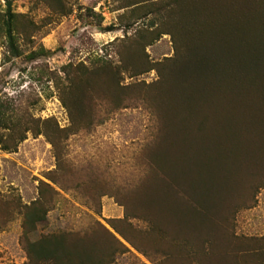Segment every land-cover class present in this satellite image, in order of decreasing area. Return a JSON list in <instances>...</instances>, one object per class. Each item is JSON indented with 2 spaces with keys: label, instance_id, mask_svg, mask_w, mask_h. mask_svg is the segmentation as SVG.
Instances as JSON below:
<instances>
[{
  "label": "rangeland",
  "instance_id": "obj_1",
  "mask_svg": "<svg viewBox=\"0 0 264 264\" xmlns=\"http://www.w3.org/2000/svg\"><path fill=\"white\" fill-rule=\"evenodd\" d=\"M163 1L0 0V19L15 14L18 51L0 27V264L254 263L264 238L263 0H204L225 20L211 45L226 65L167 104L165 124L153 97L170 102L161 74L188 52L175 31L161 33L177 19ZM122 50L129 68L145 55L151 69L125 68ZM104 59L119 65L116 77L83 74ZM160 154L193 168L225 209L208 224L185 227L167 212L150 222L135 205L150 203ZM43 199L46 218L26 230L27 207ZM52 236L69 253L58 263L27 244ZM93 247L96 261L73 260Z\"/></svg>",
  "mask_w": 264,
  "mask_h": 264
},
{
  "label": "trees",
  "instance_id": "obj_2",
  "mask_svg": "<svg viewBox=\"0 0 264 264\" xmlns=\"http://www.w3.org/2000/svg\"><path fill=\"white\" fill-rule=\"evenodd\" d=\"M167 6V14L171 15L172 13L176 14V25L173 29L167 27L171 30L161 31L167 32L170 31L174 34V31L178 35L177 42L179 45L184 46L187 55L182 53L178 56L171 59V69L167 76L162 72L161 77L163 82L170 81L172 87H166L165 92L171 96L169 101H163V97H158L155 95L153 97L155 108L160 110L161 115H163V123H166L167 116L164 114L163 110L167 104H172L173 102L180 101L183 94L195 86V83H202L212 77L219 76L221 73L222 67L226 64L219 59L217 55L213 52L214 47L212 48L211 41L216 36L215 27L222 26L225 24L224 18L215 19L216 16L220 18L221 14L216 12L215 2L208 4L204 0H164ZM172 3H176V7H173ZM264 5V0H263ZM160 10V9H159ZM4 21L1 28H3L9 36V41L11 42V47L16 53V47L12 43V33L15 29V14H12L9 11L8 17L0 19ZM232 40H234L232 38ZM143 46V45H142ZM142 52L145 53V46L141 48ZM180 52H184V49ZM179 52V53H180ZM120 54H123L122 50ZM169 61V59H166ZM125 68L136 72L135 74L141 73L143 71L151 69L149 66V60L145 59L143 55L141 65H133L130 68L127 66V62L124 57ZM147 65L145 69H143ZM119 65H111L110 60L104 59L101 64H97L95 67L88 68L86 67V72L88 78L93 74L100 73L110 69L113 72V77L118 75ZM140 70V71H139ZM91 79V78H89ZM70 84L75 82L73 78L70 77ZM77 88H81L79 84L75 83ZM169 89V90H168ZM173 107V104H172ZM77 108V107H76ZM174 110V108H173ZM5 120V112L2 110V104L0 103V126L3 125ZM160 130L158 134L161 133L159 137L162 138L163 143L167 142V135L170 131L168 125H165ZM155 165L158 167V170L154 171L150 177L148 185H152L151 191H148V201L150 203L140 204L142 205L139 208V203L135 205L139 211L143 212L145 216L148 217V220L151 222L155 221V218L159 220L160 215H163L164 212H167L165 215H175L178 217L179 224L182 223L183 226L187 227V224L192 220H200L203 224H208L213 218L214 215L222 212V208L219 207L217 203L212 199V194H209L200 187L199 179L196 177L194 169L191 167H183L181 165H175L173 167L168 166L163 159V156L152 155ZM154 169V166H153ZM240 180V177L237 178ZM44 196V195H43ZM220 199V195H218ZM224 195L222 196L223 199ZM211 202H210V200ZM221 199V201H222ZM48 199L40 200L33 207H27L25 213V229L30 228L34 229L37 221L44 220L46 218L47 207L49 204ZM225 203V202H223ZM226 210L223 211V213ZM159 226V222L157 223ZM258 247L254 251H250L251 260L253 264H264V238L260 240ZM28 248L33 251H40L41 255L45 256L47 260L53 259L54 263H58L60 258L69 253L67 248L62 245L56 238L52 236L50 238H43L38 241H28ZM98 248L93 247L89 251L78 250L75 251L73 256L77 262H86V261H96L99 258ZM72 260V262H73ZM94 264H98L94 262Z\"/></svg>",
  "mask_w": 264,
  "mask_h": 264
}]
</instances>
